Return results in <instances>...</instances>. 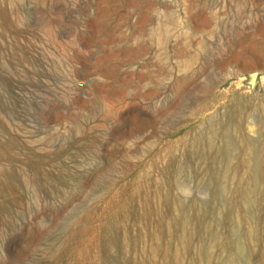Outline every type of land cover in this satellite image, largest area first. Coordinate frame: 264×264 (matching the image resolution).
Returning <instances> with one entry per match:
<instances>
[{
  "label": "rangeland",
  "instance_id": "rangeland-1",
  "mask_svg": "<svg viewBox=\"0 0 264 264\" xmlns=\"http://www.w3.org/2000/svg\"><path fill=\"white\" fill-rule=\"evenodd\" d=\"M20 11L9 36L24 59L0 63V124L31 153L20 165L34 174L0 191V264L102 261L104 226L135 184L160 177L163 155L211 120L233 162L241 137L262 147L263 195L250 205L236 195L234 213L221 212L224 163L209 153L197 165L205 178L185 172L174 186L211 213L210 235L198 230L192 242L205 244L211 264H264V0H24ZM132 223L119 227L138 238L131 244H178L164 227L142 241ZM218 241L230 244L225 252ZM189 258L180 253L178 264Z\"/></svg>",
  "mask_w": 264,
  "mask_h": 264
},
{
  "label": "bare ground",
  "instance_id": "bare-ground-1",
  "mask_svg": "<svg viewBox=\"0 0 264 264\" xmlns=\"http://www.w3.org/2000/svg\"><path fill=\"white\" fill-rule=\"evenodd\" d=\"M23 5L24 0H0V63L4 58H9L12 61L14 59H24L23 55H21V47H18V41L16 38L9 36L10 31L22 24L23 13L20 10H22ZM260 29L264 32L263 25H260ZM254 49L255 47L253 46ZM263 57H258V64L264 63ZM233 58L240 60L241 69L254 68L253 63L247 62L242 56L235 55ZM256 110L259 111L258 108ZM235 113L238 114L237 118L239 120L245 117L241 109ZM260 113L264 116L263 108H261ZM217 124L211 120L197 136L181 142L173 153L169 155L164 154L163 163L158 168L160 177H149L145 181L135 184L132 194L119 206L116 212L117 216L104 226L106 227L105 239L100 244L104 255L102 261L97 262V264H114L112 263V259L118 260L116 264H178V256L182 252L185 254L191 253L188 264L212 263L213 254L206 248L205 244L199 246V248L192 242L193 236L198 230H201L205 236L210 235L211 227L207 221L211 213L200 209L193 200L183 201L174 192L175 185L180 188V176L184 175L185 172H189L190 174L194 173L197 176L205 178V169L198 171L197 165H204L208 159L207 157L210 155L209 153L212 152V156L210 155L209 157H211L210 160L213 163H224V166H222L224 167L223 175H218L217 171L216 175L212 173L216 176V181L222 186L221 189L228 198L226 203L221 207V212L227 215H230L231 212L234 213L233 199L236 195L243 198L244 202L248 205L252 204L255 200H260L263 195L261 183L259 182L260 169L257 160L258 154H262V147L260 146L258 150H255V146L252 147L250 142L248 143V141L241 137L239 142H241L242 151L240 150L241 153H237L236 157L233 156V158H236L235 162H233L230 150H228V143L217 142V138L221 135L218 130L216 132L215 126ZM1 125L0 191L7 190L13 193L17 191L22 183L27 184V182L31 181L30 179L34 173H31L32 171L20 164L28 163L32 155L29 152L22 151L20 149L21 145L19 146V139L11 137L6 125ZM217 126L219 127L220 125ZM261 131L264 132V125L261 126ZM78 132L80 131L78 130ZM218 134L220 135L218 136ZM252 159L255 160L254 163H257V166L254 165L256 168L251 167ZM167 171L173 174V178L167 176ZM245 177L250 178L251 181H245ZM215 192L217 191L215 190ZM127 222H133L130 224L132 227L134 225L135 227H140L142 234L139 233L138 236L142 241L147 240V237L156 240L157 233L164 227L168 235L172 236L178 244H159V242H157L158 244H131L132 240L136 241L138 238H130L132 235H128L127 228L119 230V227L127 225ZM147 227H149V231H147ZM138 242L140 243V241ZM212 245L213 248H218L225 252L230 244H223L218 241ZM115 248L119 254L113 253V249ZM131 250H134V255L130 257L131 259H126V254ZM223 264L240 263L231 259L230 261H224Z\"/></svg>",
  "mask_w": 264,
  "mask_h": 264
}]
</instances>
